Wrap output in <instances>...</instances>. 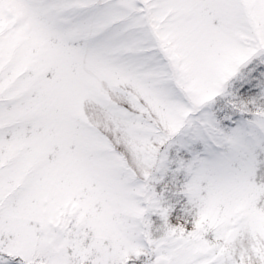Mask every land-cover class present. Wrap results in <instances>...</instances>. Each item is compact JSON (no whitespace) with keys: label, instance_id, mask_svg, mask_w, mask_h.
<instances>
[{"label":"snow or ice","instance_id":"6c2138e0","mask_svg":"<svg viewBox=\"0 0 264 264\" xmlns=\"http://www.w3.org/2000/svg\"><path fill=\"white\" fill-rule=\"evenodd\" d=\"M0 264H264V0H0Z\"/></svg>","mask_w":264,"mask_h":264}]
</instances>
